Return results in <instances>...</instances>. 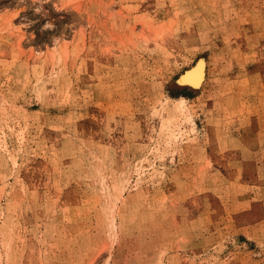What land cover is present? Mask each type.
<instances>
[{"label":"rangeland","instance_id":"obj_1","mask_svg":"<svg viewBox=\"0 0 264 264\" xmlns=\"http://www.w3.org/2000/svg\"><path fill=\"white\" fill-rule=\"evenodd\" d=\"M0 264H264V0H0Z\"/></svg>","mask_w":264,"mask_h":264},{"label":"bare ground","instance_id":"obj_2","mask_svg":"<svg viewBox=\"0 0 264 264\" xmlns=\"http://www.w3.org/2000/svg\"><path fill=\"white\" fill-rule=\"evenodd\" d=\"M181 77V80L184 83H187L195 88L200 86L204 77V61H199L198 64L187 70L183 75H181Z\"/></svg>","mask_w":264,"mask_h":264},{"label":"clouds","instance_id":"obj_3","mask_svg":"<svg viewBox=\"0 0 264 264\" xmlns=\"http://www.w3.org/2000/svg\"><path fill=\"white\" fill-rule=\"evenodd\" d=\"M37 11H39V9H37ZM46 28H49L51 27V25H45Z\"/></svg>","mask_w":264,"mask_h":264}]
</instances>
